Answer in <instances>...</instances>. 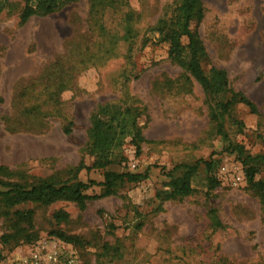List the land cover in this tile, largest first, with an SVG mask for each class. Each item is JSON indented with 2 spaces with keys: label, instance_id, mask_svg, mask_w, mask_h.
Here are the masks:
<instances>
[{
  "label": "rangeland",
  "instance_id": "374dc122",
  "mask_svg": "<svg viewBox=\"0 0 264 264\" xmlns=\"http://www.w3.org/2000/svg\"><path fill=\"white\" fill-rule=\"evenodd\" d=\"M181 2L64 0L23 19L22 0H0V182L148 174L109 193L94 185L83 204L0 198V264L43 238L71 247L80 264H264V162L248 163L249 179L242 161L264 154V0H202L190 24L204 71L225 70L228 87L253 104L223 112L227 138L211 118L215 101L169 58L161 30ZM116 112L126 126L112 123V162L91 167V122ZM198 159L214 161L217 183L201 165L189 194L166 198L165 173Z\"/></svg>",
  "mask_w": 264,
  "mask_h": 264
},
{
  "label": "trees",
  "instance_id": "16d2710c",
  "mask_svg": "<svg viewBox=\"0 0 264 264\" xmlns=\"http://www.w3.org/2000/svg\"><path fill=\"white\" fill-rule=\"evenodd\" d=\"M23 8L21 17L28 18L31 15H46L54 11L64 0H22ZM203 16L202 0H182L177 8V12L170 20L169 24L165 25L163 38L169 42L168 55L169 58L179 63L186 71L202 86L204 91L213 101H215V113L211 118L215 120L217 132L227 138L223 130V112L229 110L230 106L237 101L244 102L248 107L253 108V104L239 92H235L228 87V80L226 72L223 69L211 67L209 75L202 68V60L204 47L201 42L198 31L191 29L192 21H199ZM187 38V43L181 42V37ZM231 92V95L225 101L218 99L219 94H223L226 90ZM107 122L100 119H93L89 128V136L94 138V143L91 145V152L95 159L91 165L94 168H104L111 161L112 141L116 138L117 132L115 126L112 125L114 120H117V125L122 127V131L126 125H120V120L117 115L120 112L114 113ZM70 129L66 128L65 132ZM136 138L140 136L137 130ZM138 148V145H137ZM239 155H242V149L237 150ZM264 162V154L255 156L244 155L242 161L248 164L251 161ZM203 165L206 172L209 174V180L215 184L217 183L214 175V161L212 159H198L193 163H180L174 165L165 174L169 177V190L164 191L166 198L183 197L191 192L190 177L195 174L199 167ZM247 166L246 175L251 179L255 174V167L253 164ZM83 162H79L76 166L78 170L84 168ZM88 168V167H86ZM179 170L180 175H174ZM147 173H134L131 171L116 172L113 170H105L103 173V180L96 182L90 180L88 182H55L45 178H36L30 182H0L4 189H0V198L11 204H16L22 201H38L44 204H49L58 199H66L77 204H83L90 196L85 192L94 185H99L104 188L106 193L115 186L117 182H135L147 177ZM8 187V188H7ZM21 219L30 220L31 213H21Z\"/></svg>",
  "mask_w": 264,
  "mask_h": 264
},
{
  "label": "built area",
  "instance_id": "2783aa9c",
  "mask_svg": "<svg viewBox=\"0 0 264 264\" xmlns=\"http://www.w3.org/2000/svg\"><path fill=\"white\" fill-rule=\"evenodd\" d=\"M9 264H80V260L71 247L58 243L54 238H43L17 253Z\"/></svg>",
  "mask_w": 264,
  "mask_h": 264
}]
</instances>
